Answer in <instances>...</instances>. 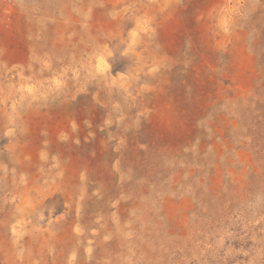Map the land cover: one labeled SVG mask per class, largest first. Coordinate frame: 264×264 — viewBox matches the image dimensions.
I'll return each instance as SVG.
<instances>
[{"label": "rangeland", "instance_id": "rangeland-1", "mask_svg": "<svg viewBox=\"0 0 264 264\" xmlns=\"http://www.w3.org/2000/svg\"><path fill=\"white\" fill-rule=\"evenodd\" d=\"M0 264H264V0H0Z\"/></svg>", "mask_w": 264, "mask_h": 264}]
</instances>
